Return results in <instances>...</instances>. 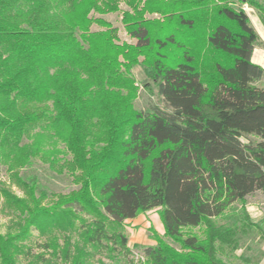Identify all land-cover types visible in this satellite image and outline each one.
<instances>
[{"label":"trees","instance_id":"16d2710c","mask_svg":"<svg viewBox=\"0 0 264 264\" xmlns=\"http://www.w3.org/2000/svg\"><path fill=\"white\" fill-rule=\"evenodd\" d=\"M236 2L264 25L257 0H0V168L22 192L0 187L20 218L17 233L0 234V264H14L32 228L66 233L76 221L85 244L124 249L108 225L152 209L179 251L160 240L145 251L151 264H236L227 258L241 236L264 235L244 208L264 191V87L254 85L264 69L251 61L258 36ZM121 3L134 44L102 18ZM135 65L165 110L134 109ZM34 160L78 188L45 205L20 175ZM235 204L241 217L218 224ZM61 239L49 245L62 263L84 264L71 258V237Z\"/></svg>","mask_w":264,"mask_h":264},{"label":"rangeland","instance_id":"374dc122","mask_svg":"<svg viewBox=\"0 0 264 264\" xmlns=\"http://www.w3.org/2000/svg\"><path fill=\"white\" fill-rule=\"evenodd\" d=\"M263 2L264 0H257ZM120 12L102 16L113 27L117 28V35L120 42L134 44L124 31L120 22L121 11L126 9L124 4L119 5ZM234 8L242 9L246 13L250 26L256 32L258 38L254 45L251 61L264 69V25L260 20L257 10L248 4L236 2ZM96 16V15H94ZM154 16H147L150 19ZM99 27L93 25L91 31H98ZM141 60V58H140ZM131 74L134 78L136 88V99L133 101L135 110L147 113L155 108L165 110V104L158 95L156 83L149 80L140 65L131 68ZM145 83L147 86H145ZM255 86L264 87V77L255 82ZM246 143V139L242 138ZM60 148H62L60 146ZM69 159V156H66ZM21 177L27 181H35L37 185L36 195L45 194V205H50L57 194H66L78 188L72 181V178L65 172L58 173L49 168L47 163L40 160H34L29 166L20 171ZM4 186L10 189L14 194L22 196V192L10 184L4 168H0V187ZM0 198V234L6 236L17 233L15 221H19V216L4 207ZM244 208L249 215L251 222L258 223L264 234V191H258L248 196L245 200ZM91 215L79 214V220L91 219ZM241 217L240 205L235 204L227 211L223 218L218 220V224H229ZM79 222H75V229L66 233L58 230L41 235L36 229H31L30 236L21 241L23 250L17 255L14 264H63L58 249H53L50 244L53 237L59 238L58 244L61 247L63 235L71 237L72 257H79L84 264H151L145 255L147 248L155 247L158 241L179 251L178 246L170 242L165 236L163 223L160 217V209H152L139 213L134 219L125 220L119 225L109 224V233H114L125 238L126 246L122 249L120 246L108 242L102 245L91 247L85 244L79 238ZM199 229H187L184 234H199ZM47 244L49 247L47 248ZM78 248V249H77ZM76 254V252H78ZM241 255L247 257L251 264H264V235L253 231L248 236H241L240 248L230 254L227 259L236 264H242ZM246 264V263H245Z\"/></svg>","mask_w":264,"mask_h":264}]
</instances>
